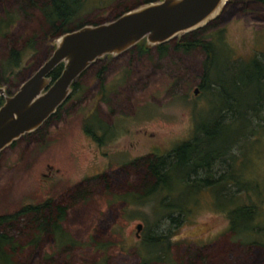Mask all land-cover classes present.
I'll return each mask as SVG.
<instances>
[{"label": "rangeland", "instance_id": "1", "mask_svg": "<svg viewBox=\"0 0 264 264\" xmlns=\"http://www.w3.org/2000/svg\"><path fill=\"white\" fill-rule=\"evenodd\" d=\"M22 1L0 0V17L5 10H17ZM142 1L83 0L67 25L106 22L125 8L147 3ZM250 1L253 14L242 13L228 22L219 19L213 28L206 29L205 23L184 33L202 39L212 34L216 41L218 52L206 76L199 47L188 52L167 49L161 57L135 50L115 58L103 56L102 86L91 69L94 61L82 71L56 117L39 133L20 136L0 151V215L45 199L66 207L52 235L45 233L25 246L16 262L141 264L140 254H160L155 244L143 246L141 236L172 233L168 264H183V254L192 259L197 251L205 258L203 264H264V83L248 66L252 60L264 64V9ZM240 7L241 3L233 6ZM19 11L7 38L22 48L21 37L38 36L31 48H22L17 67L6 72L11 84L30 76L50 56L56 40L40 34L42 17L34 7ZM5 40L0 35V57ZM98 85L104 99L96 95ZM92 113L98 126L104 124L88 126L96 139L83 126ZM239 114L244 119L237 117L240 120L220 130L216 141L220 149L210 147L216 156L208 157L207 165L195 168L190 160L187 168L172 166L174 157L167 151L191 138L197 119L209 127L219 124L214 119L228 123ZM157 153L164 155L158 167L161 174L177 169L182 173L166 176V192L156 187L144 194L142 190L156 181L145 162ZM182 174L194 183L200 179L218 183H201L200 190L188 192L180 183ZM216 190L225 196L213 200ZM230 193L237 205L255 208L235 219L236 232L229 229L226 211L234 204ZM170 201L189 211L186 215L169 211L165 205ZM25 235L19 238L27 241ZM12 260L0 255V264Z\"/></svg>", "mask_w": 264, "mask_h": 264}, {"label": "trees", "instance_id": "2", "mask_svg": "<svg viewBox=\"0 0 264 264\" xmlns=\"http://www.w3.org/2000/svg\"><path fill=\"white\" fill-rule=\"evenodd\" d=\"M262 4H264V0H259ZM83 3V0H23L22 4L19 5V8L17 10H11L7 11L5 10L4 15L0 17V35L3 36L6 40L4 42V53H2V57H0V85L4 87V91L6 94H11L19 84H11L8 79L5 78L6 72H9L10 68L17 67L18 63L20 62V53L23 50L22 48H31L33 44H35L34 39L38 35H30L29 37H21V45L22 48L17 47L18 45L15 44V41L9 40L7 37L8 32L10 30V27L14 23L17 13L20 12L19 10H23L25 6L34 7L40 16L42 17V21L38 25L40 34H44L47 36V38L54 39L58 35L76 29L82 25L85 24H98L101 23L102 20L97 21H89V22H76L70 26L67 25L68 20L74 14L77 12L79 8H81ZM126 11V8L123 10ZM122 11V12H123ZM116 15L115 17H117ZM114 17V18H115ZM37 28V29H38ZM188 35H192L188 34ZM202 38H197L194 41L189 40H182L178 41L172 49L177 51H188L192 48L199 47L200 50L204 52V59L202 61V67H203V77L206 76V74L209 72V69L211 68V65L213 64V60L216 57V54L218 52H215V48H213L212 52L211 47L209 46L208 42H203L201 40ZM214 43H216L215 40H213ZM168 44L166 45H156L155 50L159 52L157 56L161 57L163 56L168 48ZM150 47L146 45L145 40L141 39L135 45L128 48L127 50H135L139 54H146L149 52ZM108 56V55H106ZM248 66L254 69L257 74H259L258 79L260 82L264 83L263 74H264V64H261L259 61L252 60L251 63L248 62ZM62 67V63L57 64L49 73V77L51 80H54L60 73ZM8 70V71H6ZM101 81V80H100ZM102 82V81H101ZM76 79L71 83L70 88L71 90H74L76 86ZM102 92V89L100 90ZM68 97L60 103L55 111L49 115V117L34 131L30 133H25L22 136H27L30 134H37L39 131L42 130V127L47 125L50 120L54 117H56L63 106V104L68 100ZM104 99V98H102ZM3 102L2 96H0V105ZM255 103L252 104V106ZM229 110V109H228ZM245 113V111H244ZM240 116L233 115L232 119L229 120L228 123H222L219 120L214 119V123L218 125H210L204 126L201 121L198 119L195 121V127L193 130V134L190 139H187L185 141L179 142L177 145L173 146L170 150L167 151L168 154L171 153V155L174 157V163L172 166L177 167H188L187 163L190 160H193L192 166L195 168H199L200 166L207 165L208 157L213 158V156L216 154L213 153V149L210 147H215L220 149L217 144V137L220 133V130L224 127H227L229 125L234 124L238 119L237 117L244 119V115L239 114ZM96 116L94 113H92L90 116L86 117L85 120H83V126L85 128V132L87 134H91V137L93 139H96V136L94 133H92V129L88 126L97 128L98 125L96 124ZM100 121V120H99ZM101 122V121H100ZM102 125L100 127L104 128V124L101 122ZM108 126V125H105ZM199 133H201V136H199ZM93 134V135H92ZM21 136V137H22ZM225 142H229V139ZM14 141L10 144L12 145ZM223 143L221 145V148H223ZM210 149V150H209ZM223 150V149H222ZM157 152V150H156ZM158 154V153H157ZM165 156H168L167 154ZM164 159V155L158 154L153 157H149L147 161L145 162V166L147 171L156 178V181L153 186L147 187V189L142 190L144 191V194H147L149 191H152L154 188L160 189L161 191L168 190V184L166 181V176L171 174L172 172H179L182 173L181 170H173L170 173H160L158 167L162 165ZM176 168V167H174ZM198 182V183H197ZM180 183H183L187 186L188 192L191 189L199 188L201 187V183L204 186H208L211 184H216L218 181L210 183L207 179H200L194 181H188L185 179L183 174L180 178ZM155 186V187H154ZM164 189V190H162ZM198 190V191H199ZM166 192V191H165ZM215 192V191H214ZM169 194V192L167 191ZM223 193H219V190H216V193L213 194V200L214 198L217 199L218 197H223L225 195H221ZM230 198L229 201H233L234 204H232L227 211V216L229 219V229L232 231H235L234 225H235V219L245 216L248 211H255V208L253 205H237V202L234 199V196L232 193L229 194ZM129 201V200H127ZM169 211L174 212L177 211L179 213L183 212V215H186V213L189 210H185L183 205L175 204L172 201L167 202L165 205ZM66 207L60 204V202L55 201L53 199H45L44 201L37 203V204H28L24 205L23 207H20L18 210H15L11 213H4L0 215V255L5 256L6 258H12L11 264H21L20 262H16V259L18 257V253L22 252L24 250L25 246L33 245L36 242H38L39 238L47 233L49 235H52L53 229H56L58 225H60V221L63 220L65 215ZM168 214V213H167ZM169 216V215H167ZM25 229H29V231L24 233ZM236 232V231H235ZM234 232V233H235ZM253 233H256L253 231ZM27 234L29 236V239L27 241L20 239V235ZM236 234V233H235ZM46 235V234H45ZM26 236V235H25ZM173 236L172 233H166V234H156V235H148L144 238L141 236L142 245L147 244H155L157 245L158 250H160V254L153 256V257H146V255L140 254V263L145 264L147 261H156L158 263L161 262H169L172 263V261L169 260L170 258V240ZM27 237V236H26ZM24 238V237H21ZM20 239V240H18ZM24 241V243H21ZM53 241V240H52ZM55 244V242L53 241ZM141 245V246H142ZM56 246V245H55ZM142 246V247H143ZM6 247L5 250L3 248ZM57 247V246H56ZM57 248H69L68 246L63 247H57ZM145 250V248L143 247ZM154 249V248H153ZM186 254L182 255V258L184 257L183 264H195L196 262L200 261V264H203L205 261L204 256L201 255V252L197 251L192 259L189 256H185ZM168 264V263H167Z\"/></svg>", "mask_w": 264, "mask_h": 264}, {"label": "water", "instance_id": "3", "mask_svg": "<svg viewBox=\"0 0 264 264\" xmlns=\"http://www.w3.org/2000/svg\"><path fill=\"white\" fill-rule=\"evenodd\" d=\"M225 0H157L129 9L98 24H85L56 37L50 56L17 88L6 94L0 85V151L37 129L68 96L71 83L96 59L114 57L140 41L167 42L204 25ZM55 39V38H54ZM59 63V75L49 73ZM197 88L193 89V93ZM140 224L136 225L138 230Z\"/></svg>", "mask_w": 264, "mask_h": 264}, {"label": "flooded vegetation", "instance_id": "4", "mask_svg": "<svg viewBox=\"0 0 264 264\" xmlns=\"http://www.w3.org/2000/svg\"><path fill=\"white\" fill-rule=\"evenodd\" d=\"M154 1H157V0H143L141 3L143 2H154ZM252 1H255L257 3H259L260 5H262V8L264 9V4H262L259 0H252ZM249 2H251L250 0H225L220 11L211 19L207 22V24L205 25V28L208 29V28H213L214 25H216V22L219 20V19H223V22L225 21H230V20H235V19H239V17H241V14L242 13H248L250 12L251 14L254 13L253 10H250L249 8H251L248 4ZM238 3H241V7L238 9H235L233 8V6L237 5ZM245 9V10H243ZM264 17V15L262 16ZM262 17H258V19H262ZM212 34H210L209 37L205 38V39H201L203 42H208L209 46L211 47V52L213 50V48H215V52H217V48H216V43L213 42L214 39H212ZM197 39V36H192V35H186L184 36V34H180L179 36L178 35H175L173 36L170 40H168L167 42H164V43H161V44H156V45H166L168 44V48L169 50H172L171 48L174 47V45L178 42V41H182V40H189V41H194ZM156 45H151L149 46L150 49L149 51L151 52H155V54H159L158 51H156L154 48ZM127 51V50H125ZM190 51V50H188ZM188 51H185V52H188ZM202 52L203 55L204 52L202 50H200ZM181 52H184V51H181ZM123 53V52H121ZM104 57H108V58H115V57H110V56H104ZM100 58L99 59H96L94 64L95 66H93L91 69L93 70L94 74H95V77H96V80L97 82L99 83V81L103 80L100 76V73L101 71L104 69V66H99V63H100ZM90 66L88 68H85V69H89ZM83 75V73L81 72L77 78H76V81ZM100 81V82H101ZM101 86H102V82L99 83ZM200 86V84H198ZM197 90H198V87H196ZM101 90V87L98 85V88H97V91H96V95L97 97L100 98H104V94H102V92L100 91ZM72 93V90H70L68 96ZM100 93V94H99ZM98 128H101L100 126H98ZM40 132V131H39ZM38 132V133H39ZM90 137H91V134H88ZM93 135V134H92ZM92 138V137H91Z\"/></svg>", "mask_w": 264, "mask_h": 264}]
</instances>
